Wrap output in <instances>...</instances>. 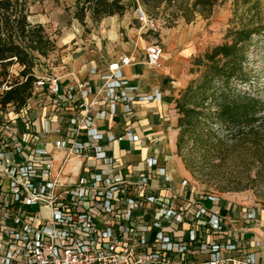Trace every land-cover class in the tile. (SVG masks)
<instances>
[{
	"label": "built area",
	"instance_id": "built-area-1",
	"mask_svg": "<svg viewBox=\"0 0 264 264\" xmlns=\"http://www.w3.org/2000/svg\"><path fill=\"white\" fill-rule=\"evenodd\" d=\"M135 12L154 27L141 7ZM163 51L150 42L142 61L160 67ZM135 59L121 53L105 68L91 66L89 77L70 73L67 82L35 71L26 106L0 105V264H264V240L246 250L227 227L219 194L201 191L178 204L180 194L154 156L138 177L117 169L102 142L140 138L130 128L103 133L96 115L129 117L136 103L162 99L159 90L142 94L125 76ZM33 104L38 118L30 115ZM161 178L162 185L152 184ZM245 218L254 220L256 210ZM194 254L206 258L190 259Z\"/></svg>",
	"mask_w": 264,
	"mask_h": 264
},
{
	"label": "rangeland",
	"instance_id": "rangeland-1",
	"mask_svg": "<svg viewBox=\"0 0 264 264\" xmlns=\"http://www.w3.org/2000/svg\"><path fill=\"white\" fill-rule=\"evenodd\" d=\"M210 1L212 3L197 5V0H172L169 6L166 2L160 3L150 13L146 12L154 22V27L142 22L133 9L122 16L105 17L96 24L90 18L81 23L74 17L75 0H45L43 3H36L30 7L29 20L43 24L53 47L46 56L36 55L34 72L46 70L48 73L59 74L66 71V66L75 60L86 62L99 46L111 42L109 31L116 29L118 37L113 41L115 43L131 39L140 40L147 45L157 41L165 49L174 50L175 53L178 49L184 50L186 55L176 64L179 73L175 79L180 82H177L176 99L186 104H199V85L204 66L195 65L194 59L217 44L231 42L228 38L230 31L239 29L248 22L254 21L257 24L264 9V0H249L248 3L245 0ZM253 3L256 5L251 7ZM134 44L135 42L132 45ZM243 51L244 79L233 78L228 90L231 94L248 92L264 98V33L253 36L244 45ZM10 70L12 77H15L20 67L15 64ZM190 83L192 89L188 90ZM220 88V84L213 83L207 94L211 96L212 92ZM211 108L209 100L201 109L203 114L197 131H185L179 142V112L176 108V128L179 132L176 141L177 157L185 167L186 164L191 166L193 172L188 171L196 188L217 193L224 201L239 209L254 208L258 212H264V164L254 158L258 146H249L250 140H240L236 144L228 141L225 144L226 150L217 151L218 146L214 147L218 144L216 137H223L224 133L209 118V114L213 112ZM209 128H213L216 137L208 141L207 147H202L200 142L196 143L194 136L199 132L206 136ZM255 142L262 148L264 134Z\"/></svg>",
	"mask_w": 264,
	"mask_h": 264
},
{
	"label": "trees",
	"instance_id": "trees-1",
	"mask_svg": "<svg viewBox=\"0 0 264 264\" xmlns=\"http://www.w3.org/2000/svg\"><path fill=\"white\" fill-rule=\"evenodd\" d=\"M44 1L0 0V105L2 107L12 104L16 110H20L27 105L32 96L35 81L36 55L46 56L53 47L43 24L29 20L30 7ZM171 1L75 0L74 17L81 23H85L86 18H90L97 24L105 17L122 16L129 9L136 10L138 7H143L145 14L150 13L160 3L166 2L169 6ZM207 2L212 3L210 0H197L195 5ZM245 2L248 3L249 0ZM255 5L253 3L251 7ZM260 33H264V9L261 20L257 24H254V21L248 22L241 28L230 31L228 38L231 42L217 44L194 59L195 65L204 66L199 85L201 102L186 104L178 98L175 100V107L179 112L178 142L185 131H197L199 119L203 114L201 109L210 100L213 112L209 114V118L214 124L220 126L224 136L216 137L213 128H209L206 136L201 135L200 132L194 136L196 143L200 142L202 147H207L208 141L216 137L218 144L214 147L218 146L217 151H224L227 149L225 144L228 141L236 144L240 140H250L249 146H258V152L254 158L264 164V144L260 148L261 146L255 142L261 134H264V98L248 92L231 94L228 90L233 78L241 77L242 79L245 74L244 45ZM15 64L19 65L20 70L15 77H12L10 67ZM213 83L220 84L221 88L209 96L207 92ZM191 89L190 83L188 90ZM186 168L192 171L189 164H186Z\"/></svg>",
	"mask_w": 264,
	"mask_h": 264
},
{
	"label": "crops",
	"instance_id": "crops-1",
	"mask_svg": "<svg viewBox=\"0 0 264 264\" xmlns=\"http://www.w3.org/2000/svg\"><path fill=\"white\" fill-rule=\"evenodd\" d=\"M117 37L116 29H111L109 31L110 43L99 46L86 62L81 59L75 60L74 63L66 66V71L56 75L60 76L64 82L69 81L71 78L70 73L86 78L89 77L88 69L91 66L105 68L109 62L116 60L121 53L135 56L136 61L124 68L125 76L132 84L138 86L142 94L154 93L159 90L162 99L160 101L136 103L134 112L129 117L119 114L102 118L97 114L96 125L103 133L121 134L127 128L132 129L140 138L138 142H102L107 153L117 159V169H120L122 173L138 177L145 170L144 159L148 156L156 157L160 164L168 170L172 186L180 194L176 199L177 203L181 205L187 199L197 196L202 191L192 183L190 172L176 154V141L179 132L176 128L177 110L175 100L177 85L180 83L175 79L179 73L176 64L186 54L184 50L178 49L175 53L174 50H167L163 47L160 67H153L142 61L149 43L144 45L140 40L131 41V39L123 42L118 41V43L113 42L116 41ZM134 42L135 44L132 45ZM30 115L38 118L39 110L34 104L30 110ZM17 124L20 128L23 127L22 121L18 120ZM59 156H62V154ZM67 177L74 179L71 174H68ZM183 180H188V184L182 185ZM152 184L160 186L163 184V179L153 180ZM161 194L166 195V191L161 190ZM206 205L209 206L210 204L206 203ZM247 210L249 209H239L222 198L221 211L222 214L227 216V227L234 229L236 236L246 241L247 251H256L257 248L253 244L254 240H264V212L256 210V218L247 220L245 218ZM235 254L241 255L240 252ZM189 258L200 261L204 260L206 255L194 254Z\"/></svg>",
	"mask_w": 264,
	"mask_h": 264
}]
</instances>
